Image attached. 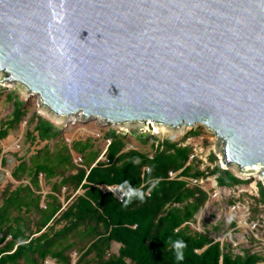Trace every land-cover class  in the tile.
<instances>
[{
	"label": "water",
	"instance_id": "obj_1",
	"mask_svg": "<svg viewBox=\"0 0 264 264\" xmlns=\"http://www.w3.org/2000/svg\"><path fill=\"white\" fill-rule=\"evenodd\" d=\"M0 72L59 116L205 125L264 176V0H0Z\"/></svg>",
	"mask_w": 264,
	"mask_h": 264
},
{
	"label": "trees",
	"instance_id": "obj_2",
	"mask_svg": "<svg viewBox=\"0 0 264 264\" xmlns=\"http://www.w3.org/2000/svg\"><path fill=\"white\" fill-rule=\"evenodd\" d=\"M7 100L13 110L0 117V167L10 161L2 141L27 115L23 100ZM27 124V155L14 154L11 169L16 183L0 177V264H264L261 254H234L230 244L190 226L209 195L188 179L210 174L228 189L247 183L219 164L197 167L185 144L200 135L197 128L179 141L158 139L147 154L128 148L126 134L112 128L101 148L91 137L67 142L63 126L37 113ZM125 182L145 194L143 201L125 206L126 197L103 190ZM258 185L254 201L264 206V185ZM177 242L184 246L177 249Z\"/></svg>",
	"mask_w": 264,
	"mask_h": 264
},
{
	"label": "rangeland",
	"instance_id": "obj_3",
	"mask_svg": "<svg viewBox=\"0 0 264 264\" xmlns=\"http://www.w3.org/2000/svg\"><path fill=\"white\" fill-rule=\"evenodd\" d=\"M9 95L25 102L27 115L19 127L12 130L8 138L2 141V154L5 153L10 160L6 167H0L2 179L11 180V169L17 162L14 154H18L19 157L27 155L29 148L25 141V134L28 129L27 121L34 113L51 120L58 126H63L66 140L69 143L74 139L91 137L96 140L98 146L105 148L109 142L105 138V134L112 128L126 134L128 148L137 149L147 154L152 153L153 146L158 139L179 141L189 130L197 128L201 132L200 135L188 137L185 141V144L193 147L195 160H198L197 167L204 171L207 166L213 168L219 164L221 168L231 170L247 183L228 189L218 187L214 175L209 174L198 181L188 179L191 184H199L209 195L206 204L199 210L195 220L190 224L192 230L207 232L215 240H219L223 244H230L234 254L251 250L264 256V206H257L254 201V198L259 196L258 184L264 185V182L259 179V173L255 169L251 172L255 175L244 177L243 173L240 175L237 168L226 167L222 163V144L219 143L216 134L207 126L200 124L193 127L180 126L177 128L164 126L163 132L161 126L149 123L104 124L100 120L80 118V116L71 118L59 116L41 104L38 96L29 94L21 84L3 81V73L0 72L1 118L11 116L13 109L12 104L7 100ZM135 135H143L145 141H141ZM211 154L215 155V161L210 160ZM78 160L75 157V161ZM44 192H46V188H44ZM73 256L75 257V253Z\"/></svg>",
	"mask_w": 264,
	"mask_h": 264
},
{
	"label": "clouds",
	"instance_id": "obj_4",
	"mask_svg": "<svg viewBox=\"0 0 264 264\" xmlns=\"http://www.w3.org/2000/svg\"><path fill=\"white\" fill-rule=\"evenodd\" d=\"M153 186H154V184H153ZM121 188L126 189V190L121 192L122 197H126L125 206L127 205V203L131 202V200L133 198H137V199H140L141 201H143L145 194L140 189L133 188V187L129 186L127 184V182H125V184L122 185ZM183 246L184 245L181 242H177V244H176L177 249H180ZM176 258L177 259L183 258L181 252L177 251Z\"/></svg>",
	"mask_w": 264,
	"mask_h": 264
},
{
	"label": "bare ground",
	"instance_id": "obj_5",
	"mask_svg": "<svg viewBox=\"0 0 264 264\" xmlns=\"http://www.w3.org/2000/svg\"><path fill=\"white\" fill-rule=\"evenodd\" d=\"M78 116H80V118L81 117H83V115H79L78 114ZM77 117V116H76ZM84 118V117H83ZM149 124H151L150 122H149ZM153 125H157V124H153ZM222 158H223V156H222ZM238 169V168H237ZM249 169H251V170H249ZM249 169H245L244 171H242V172H240V175H241V173H243V176L244 177H249L248 175H255V173L253 174V173H251L254 169L256 170V171H258L257 173H259L258 175H259V179H261L263 182H264V176L261 174V168H260V166H254V167H251V168H249ZM239 170V169H238ZM245 172V173H244ZM248 172H250L249 174H248Z\"/></svg>",
	"mask_w": 264,
	"mask_h": 264
},
{
	"label": "built area",
	"instance_id": "obj_6",
	"mask_svg": "<svg viewBox=\"0 0 264 264\" xmlns=\"http://www.w3.org/2000/svg\"><path fill=\"white\" fill-rule=\"evenodd\" d=\"M173 175V174H171ZM108 189L119 199L122 200L123 197L121 195V190L117 189L116 187H108Z\"/></svg>",
	"mask_w": 264,
	"mask_h": 264
},
{
	"label": "crops",
	"instance_id": "obj_7",
	"mask_svg": "<svg viewBox=\"0 0 264 264\" xmlns=\"http://www.w3.org/2000/svg\"><path fill=\"white\" fill-rule=\"evenodd\" d=\"M10 177H11V173H10ZM11 182H13V183H16V181L11 177V180H10ZM103 190L104 191H106V190H109L108 189V187L107 186H103ZM110 191V190H109ZM46 264H54L53 262H51V261H49V260H47L46 261Z\"/></svg>",
	"mask_w": 264,
	"mask_h": 264
}]
</instances>
